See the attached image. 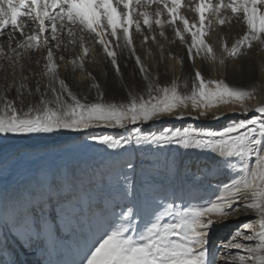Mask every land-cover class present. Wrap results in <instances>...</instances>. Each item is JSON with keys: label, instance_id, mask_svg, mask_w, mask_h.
Segmentation results:
<instances>
[{"label": "snow or ice", "instance_id": "1", "mask_svg": "<svg viewBox=\"0 0 264 264\" xmlns=\"http://www.w3.org/2000/svg\"><path fill=\"white\" fill-rule=\"evenodd\" d=\"M237 24L242 34L230 42L223 28ZM137 37L161 64L178 42L185 56L169 50L167 59L182 70L187 62L190 73L162 83L138 54ZM97 47L121 80L120 61H134L139 82L125 83L120 99H106L86 68ZM253 50L264 53V0H0V178L10 162L68 151L62 140L79 138L71 134L128 153L115 177L103 165L67 161L37 169L35 188L0 193V264H54L46 257L77 233L72 264H264V100L247 104L264 80L234 85L197 66L227 70L226 60L236 64ZM62 65L90 79L87 90H74ZM222 107L241 118L153 130L165 119L221 121L225 113L212 110ZM99 128L121 130L119 138L90 131ZM189 152L210 163L193 165L182 158ZM214 169L228 180L212 196L198 195L205 181L212 186ZM86 183L103 194L81 190L75 202L58 195ZM241 216L248 219L214 244L216 228Z\"/></svg>", "mask_w": 264, "mask_h": 264}, {"label": "bare ground", "instance_id": "2", "mask_svg": "<svg viewBox=\"0 0 264 264\" xmlns=\"http://www.w3.org/2000/svg\"><path fill=\"white\" fill-rule=\"evenodd\" d=\"M187 2V0H186ZM189 18L192 17V13L187 10V7L185 6L184 9H182ZM169 37L172 36L171 31H168L167 33ZM223 34L227 37H229V40L231 42V39H234L242 34V26L237 25H225L223 28ZM163 43V41H161ZM136 46L138 54L145 60L146 64H150L154 68L158 69V71L161 73L160 80L162 83L164 82H170L171 79H173L175 76L184 77L185 75L190 73V68L186 62L185 68L182 70L180 65L176 63L175 60H169L167 59V52L170 50L171 52L175 53L177 56H185L186 49L179 45L177 42L176 44L166 46L165 49V63L161 64L158 62V60H153L151 57L147 56V51L145 46L142 48L140 46V38H136ZM152 51L158 56L159 53L155 47V45H151ZM218 50V56L222 55L219 52V45H217ZM66 57L71 56V53H64ZM264 57V53L257 54L255 50H253V55L251 57H244L241 58L240 62L233 64L230 61L226 60L227 64V70L224 67H221L219 65L216 66L215 70H213L212 66L209 64H201L200 61H197V66L201 67L203 71H205L207 74H209L212 78H223L229 82H231L234 85H245L248 87H251L253 83L259 84L262 80H264V73H261L260 67H261V58ZM35 59V57H34ZM121 62V71L123 73L124 79L121 80L116 77L114 70L110 66V64L105 60L103 53L100 51V49L97 47L96 53L94 55L90 54L89 60L86 63V68L88 71L92 72L93 75L97 78V81L101 83V85L104 87L106 99H120L124 96L123 87L125 83H131V77L128 73L129 67H134V61L129 60L127 61V66H125V63L123 60ZM132 66H131V64ZM253 65H255V73H253ZM166 72V75L164 74ZM60 75L62 78L66 79V82H68L70 85L73 86L74 90H87L88 86L91 83V80L84 77L80 72H76L73 74L71 70V66H68L67 70H65L64 66L62 65L60 68ZM95 93L92 94L91 98H94ZM259 99L248 101L247 104L254 108L258 103L261 102V100H264V87H261L260 92L258 93ZM212 112L217 113H225L224 117L227 115H234L230 109L226 107H222L220 109H214ZM211 115V114H210ZM184 121H178V120H172V119H165L158 124H156L153 128V130H160L163 127H172V126H180ZM220 121H214L211 119H202L200 121H191L190 123L184 124L185 126L189 125H195V126H203V127H213L218 128L217 124ZM94 131L96 133H114L116 135V138H119V133L121 130H112V129H105V128H99L90 130ZM74 136H79L78 139L74 138H64L62 140V145L68 151H56V152H49L47 154H44L41 158H37L34 160H19V161H13L9 163L8 171L5 173V175L0 178V180H3L5 178H8L11 176V173L15 170L16 174L19 176L18 179H20V182H15L17 186L20 187L21 183H27L28 181H23L24 175L31 174L34 171H37V169L40 168H48L46 165L43 164V162H52L53 163V169L54 170L60 161L62 159L72 162H80L82 164L90 162V164H87L89 168H96L101 165L104 166V171L107 173H111L113 177H115V174L117 172H120L123 170V161L128 158V153L121 152L118 154L117 152H113L112 150H106L103 146L96 144L91 139H86L84 133L80 134H71ZM127 135V133H125ZM83 137V138H82ZM134 157H138L133 159V163L139 164V160L143 159V157L139 153H134ZM109 156V157H108ZM153 160L156 159V157H151ZM183 159L188 160L193 163V165H207L210 163V160L206 158L203 155H199L195 152H189L186 153L183 157ZM220 169H223L225 166L223 164L217 166ZM229 172L227 171H220L219 174H216V170L214 169L212 179V186L209 187L208 182L205 181L203 183V187L199 190L198 195L200 196H212L213 192L215 191L218 184L225 182L228 180ZM35 180L31 183H34ZM101 188H98L97 186L93 184H84L82 186H78L76 190L73 191H63L58 193V195L64 197V198H72L73 202H75L76 197L79 195L81 190H91L95 192H100ZM0 193L6 194L4 190H0ZM193 203H197L198 201H192ZM254 215V214H253ZM85 217V228L87 227L86 223V217L87 213H84ZM230 220L227 223H223L219 225V227L216 228L214 236L217 234V232L221 231V229L225 226H229ZM221 234H217L216 240H218V237ZM212 237L215 238V237ZM79 236H76L75 239H78ZM214 240V239H213ZM73 243H75L73 240H71ZM71 245L69 244V240H61V242L58 243L57 250L60 252H64L70 249ZM58 264H62L60 260L55 261Z\"/></svg>", "mask_w": 264, "mask_h": 264}, {"label": "rangeland", "instance_id": "3", "mask_svg": "<svg viewBox=\"0 0 264 264\" xmlns=\"http://www.w3.org/2000/svg\"><path fill=\"white\" fill-rule=\"evenodd\" d=\"M131 66H132V64H131ZM128 70H129L128 73H129V75L131 77V83L132 84L133 83H138L139 82L138 76L136 77V80L135 81L133 80V72L135 70V66L134 67H129ZM137 90H139V89H137ZM234 118L239 119L241 117H235L234 115H231V116L230 115H227V116L224 117L223 120H221L220 122H218V124H217L218 128L224 126V124L226 122H228V121H230V120H232ZM190 122H191V120H187V121H184L183 123L186 124V123H190ZM64 162H67V160L62 159L60 161V163L58 164V166L61 165ZM43 164L46 165L48 168H51V169H53L55 167V166L54 167L52 166L53 165L52 162H43ZM85 164L86 165L87 164H90V162L85 163ZM36 172L37 171H34L31 174L24 175L23 176L24 177L23 178L24 179L23 181L26 180L28 182L27 183H23L22 182L21 185H20V187H19V186H17V184L15 182H17V181L20 182V179H18L19 176L16 174V172L14 170L11 173V176L10 177L5 178L3 180H0V190H4L6 192V195L7 196H13L17 192L22 191L25 188H35L36 187L35 182L34 183H31V182L33 181L34 177L36 176ZM100 190H101L100 192H95V191H91V190H87V191L90 194H92L94 197H99L100 195L103 194V189H100ZM246 219H248V217L241 216L239 219H232V220H230V223H229L230 225L229 226H225V227H223L221 229V231L217 232V234H221L218 237V240H216L217 234L215 235L216 237L214 236L215 238H213L214 239L213 240V243L216 244V245H219L221 242L227 240L229 238V236L232 234L233 230L238 225H240L243 222H245ZM76 236H79V233H77L75 236L70 237L69 239H67V240H69V244L71 245L70 249H72V250H67V251H64V252L61 251L60 254H59V250L55 249V250H52L51 251V256L50 257H46V258H50L54 262V264H58V263L55 262L57 260H60V262L62 264H72V261L74 259H76V249H75V243H73L71 240H73L75 242V240H76L75 237ZM59 242H61V241H59ZM221 251H223V249H221ZM2 258H3L2 257V254H0V259H2Z\"/></svg>", "mask_w": 264, "mask_h": 264}]
</instances>
